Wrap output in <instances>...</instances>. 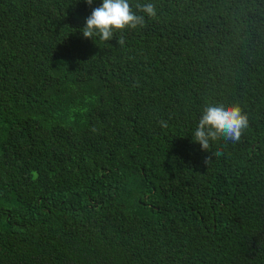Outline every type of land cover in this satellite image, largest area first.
<instances>
[{"label":"trees","instance_id":"trees-1","mask_svg":"<svg viewBox=\"0 0 264 264\" xmlns=\"http://www.w3.org/2000/svg\"><path fill=\"white\" fill-rule=\"evenodd\" d=\"M129 2L121 47L102 0H0V264H264V0ZM212 99L249 127L202 151Z\"/></svg>","mask_w":264,"mask_h":264},{"label":"clouds","instance_id":"clouds-1","mask_svg":"<svg viewBox=\"0 0 264 264\" xmlns=\"http://www.w3.org/2000/svg\"><path fill=\"white\" fill-rule=\"evenodd\" d=\"M89 6L93 0H85ZM157 16L154 3L136 4L135 10L129 0H102L100 6L93 8L81 29L84 38L98 36L101 41H108L116 36L119 46L126 43L123 32L126 29H137L146 26V18ZM162 128L168 126L167 121H159ZM249 127V115L238 102L226 103L212 99L206 102L194 132V142L201 146L202 151H209L212 143L223 140L227 143H238ZM95 131V129H93ZM223 154L222 147L212 151L214 157ZM212 159L206 157L204 163L209 165Z\"/></svg>","mask_w":264,"mask_h":264}]
</instances>
